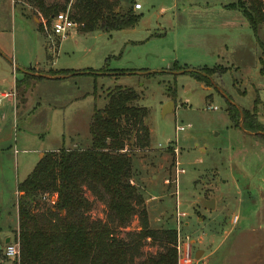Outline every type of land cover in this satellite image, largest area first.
Wrapping results in <instances>:
<instances>
[{
    "label": "rangeland",
    "instance_id": "1",
    "mask_svg": "<svg viewBox=\"0 0 264 264\" xmlns=\"http://www.w3.org/2000/svg\"><path fill=\"white\" fill-rule=\"evenodd\" d=\"M233 1L140 0L132 28L74 27L49 49L44 16L27 0H0V92L8 95L0 97V264L17 260L4 251L5 237L14 242L18 230V182L45 152L88 146L91 115L116 86L131 87L139 95L134 104L149 110L150 144L128 155L150 227L175 229L190 264H264V141L234 127L226 111L228 104L255 108L264 126V23L255 36L240 14L221 7ZM215 66L224 71L208 86L190 75ZM59 69L96 74L31 78L16 87L24 74ZM169 101L174 108L164 113ZM85 196L90 217L104 219V206ZM36 198L39 209L50 206ZM210 199L207 211L201 200ZM137 229L134 218L118 235ZM157 249L149 241L142 248L145 255Z\"/></svg>",
    "mask_w": 264,
    "mask_h": 264
},
{
    "label": "trees",
    "instance_id": "2",
    "mask_svg": "<svg viewBox=\"0 0 264 264\" xmlns=\"http://www.w3.org/2000/svg\"><path fill=\"white\" fill-rule=\"evenodd\" d=\"M27 2L48 19L64 11L68 0L49 5L44 0ZM132 3V0H73L70 15L84 31L126 30L138 19L132 13ZM225 7L238 11L256 36L264 23V0H234ZM223 71L219 66L203 67L190 75L208 86L211 76ZM92 72L61 69L47 76L60 79L74 74H96ZM31 78L48 79L24 74L16 80V87ZM138 98L131 87L108 90L105 106L94 109L91 115L89 145L45 152L27 177L18 182V230L14 238L18 257L14 264H178V233L173 228L150 227L144 199L132 183L128 152L145 150L150 144V130L144 123L149 110L134 104ZM226 111L234 127L264 141V126L255 108L249 111L228 104ZM130 140L133 149L128 147ZM85 192L104 206V219L90 217L92 201ZM37 195H55L56 201L39 209ZM134 218L138 229L120 237L118 232L128 228ZM146 241L157 246L156 252L143 253Z\"/></svg>",
    "mask_w": 264,
    "mask_h": 264
},
{
    "label": "built area",
    "instance_id": "3",
    "mask_svg": "<svg viewBox=\"0 0 264 264\" xmlns=\"http://www.w3.org/2000/svg\"><path fill=\"white\" fill-rule=\"evenodd\" d=\"M15 0H11L12 3H14ZM140 0H132V10L138 11L141 9V4L139 2ZM73 0H70L68 5L66 6V9L64 11H60L56 14H53L48 19L41 18L43 27L45 31H47L46 35V41L49 49H51V45H53L54 42H61L64 40L70 33L71 29L74 27H80L81 25L76 23L71 15H70V6L72 5ZM183 130V127L176 128V130ZM43 199L48 200L51 204H54L56 201V196L53 195L51 197H48L47 195L43 196ZM238 217L235 216L233 218V222H237ZM179 236L178 241L176 245L177 249V255H178V264H190V253L187 248V252L185 256H180V246H179ZM4 255L7 258H17L18 257V244L16 241L14 242H8L5 246Z\"/></svg>",
    "mask_w": 264,
    "mask_h": 264
},
{
    "label": "crops",
    "instance_id": "4",
    "mask_svg": "<svg viewBox=\"0 0 264 264\" xmlns=\"http://www.w3.org/2000/svg\"><path fill=\"white\" fill-rule=\"evenodd\" d=\"M231 2H229V3H226V4H221V7L223 8V10H230V9H227L225 6L226 5H228V4H230ZM141 10V9H140ZM139 11V10H138ZM232 11H236V10H232ZM135 12H137V11H135ZM238 14H240L238 11H236ZM241 15V14H240ZM242 16V15H241ZM229 23H231V22H229ZM47 54V53H46ZM51 69V68H50ZM60 70V69H59ZM44 77V76H43ZM45 78H48V79H51V77H49V76H46L45 75ZM38 82H40V81H38ZM11 86H9L8 87V89L10 88ZM7 96L8 95H6V92H4V91H2V92H0V97L1 98H7ZM7 100V102L8 103H11L12 105H13V108H15L16 110H17V107L15 106L16 104H15V101H10V100H8V99H6ZM15 104V105H14ZM24 105V104H23ZM14 109V110H15ZM17 113V112H16ZM215 205V204H214ZM204 207V206H203ZM207 211L208 210H211V209H208V208H205ZM5 241L6 242H8V241H10V237H5ZM203 255H204V253H203ZM203 258H204V256H203ZM206 260H207V258H205ZM222 264H230V263H222ZM246 264H249V263H246ZM255 264V263H254ZM256 264H263V263H256Z\"/></svg>",
    "mask_w": 264,
    "mask_h": 264
},
{
    "label": "water",
    "instance_id": "5",
    "mask_svg": "<svg viewBox=\"0 0 264 264\" xmlns=\"http://www.w3.org/2000/svg\"><path fill=\"white\" fill-rule=\"evenodd\" d=\"M174 108V104L172 101H169L167 103V105L164 107V113L168 112V111H172V109ZM201 203L202 205L205 207V208H208V209H211V205L214 206L215 204V201L213 199H210V200H201ZM199 252V251H198ZM196 257H197V252H196Z\"/></svg>",
    "mask_w": 264,
    "mask_h": 264
}]
</instances>
